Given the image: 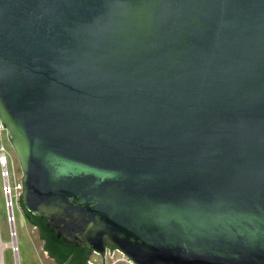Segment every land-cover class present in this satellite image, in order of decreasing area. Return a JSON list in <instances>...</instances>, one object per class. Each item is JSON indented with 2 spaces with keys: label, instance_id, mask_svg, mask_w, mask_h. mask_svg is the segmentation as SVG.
<instances>
[{
  "label": "water",
  "instance_id": "95a60500",
  "mask_svg": "<svg viewBox=\"0 0 264 264\" xmlns=\"http://www.w3.org/2000/svg\"><path fill=\"white\" fill-rule=\"evenodd\" d=\"M20 203L135 264H264V0H0Z\"/></svg>",
  "mask_w": 264,
  "mask_h": 264
},
{
  "label": "rangeland",
  "instance_id": "374dc122",
  "mask_svg": "<svg viewBox=\"0 0 264 264\" xmlns=\"http://www.w3.org/2000/svg\"><path fill=\"white\" fill-rule=\"evenodd\" d=\"M5 133V132H4ZM3 133L0 139L1 143L6 147L7 150V170H8V181L10 185H13L14 181L20 180V168L18 161L12 148ZM2 179L0 177V240L3 243L10 241L9 224L6 220V205L5 197L1 191ZM20 207V208H19ZM13 214H14V231L17 245V256L19 264H41L39 258L43 264H54L37 246V233L31 224L27 221L24 210L22 209L19 202L13 200ZM40 244V242H39ZM38 244V245H39ZM3 264H15L14 254L10 247L4 246L1 250ZM121 254L117 251H113L112 256H106L102 263L100 257L96 254H92V264H109L112 259L120 257ZM121 264V263H117Z\"/></svg>",
  "mask_w": 264,
  "mask_h": 264
},
{
  "label": "trees",
  "instance_id": "16d2710c",
  "mask_svg": "<svg viewBox=\"0 0 264 264\" xmlns=\"http://www.w3.org/2000/svg\"><path fill=\"white\" fill-rule=\"evenodd\" d=\"M22 209L27 221L37 230L41 250L54 264H91L93 253L89 248L77 247L62 241L60 237H56L55 231L50 226L44 225L43 219L36 217L23 207ZM101 262L103 263V261Z\"/></svg>",
  "mask_w": 264,
  "mask_h": 264
},
{
  "label": "built area",
  "instance_id": "2783aa9c",
  "mask_svg": "<svg viewBox=\"0 0 264 264\" xmlns=\"http://www.w3.org/2000/svg\"><path fill=\"white\" fill-rule=\"evenodd\" d=\"M4 132H5V130L2 127V125L0 124V139L2 138V135ZM7 155H8V153H7L6 147L0 141V177L2 179L1 191L5 197L6 220L9 224V233H10V237H11L10 241L7 243H3L0 240V264H3L1 250L4 246L10 247V249L12 250V252L14 254L15 264H19L18 256H17V245H16V239H15V231H14L15 218H14L12 207H13V200H15L16 202H19V198H20L19 196H20V192H21V183L19 180V181H14L13 185H10V183L8 181ZM37 243L39 244L38 238H37ZM38 244H37V246H39V249L41 250L40 244L39 245ZM113 251H117V250L109 248V249H106L103 256H99V255L98 256L100 257V260L104 262L106 256H112ZM117 252L120 253L119 251H117ZM43 253L45 254V252H43ZM120 254H121L120 257H116V258L112 259V262L109 264H117V263L135 264L132 260H130L129 258L124 256L122 253H120ZM46 257H47V255H46ZM39 260H40V263L43 264V262L41 261L40 258H39ZM91 264H92V262H91Z\"/></svg>",
  "mask_w": 264,
  "mask_h": 264
},
{
  "label": "flooded vegetation",
  "instance_id": "af4514ba",
  "mask_svg": "<svg viewBox=\"0 0 264 264\" xmlns=\"http://www.w3.org/2000/svg\"><path fill=\"white\" fill-rule=\"evenodd\" d=\"M33 227V226H32ZM34 229H35V231H36V233H37V230H36V228L35 227H33Z\"/></svg>",
  "mask_w": 264,
  "mask_h": 264
}]
</instances>
